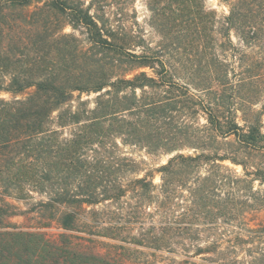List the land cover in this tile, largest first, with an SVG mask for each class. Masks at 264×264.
Returning a JSON list of instances; mask_svg holds the SVG:
<instances>
[{"label":"trees","instance_id":"1","mask_svg":"<svg viewBox=\"0 0 264 264\" xmlns=\"http://www.w3.org/2000/svg\"><path fill=\"white\" fill-rule=\"evenodd\" d=\"M32 1L0 3V74L12 76L0 85V92L35 88L25 99L0 98V186L8 196L24 200L27 187L45 193L49 198L42 207L53 211L66 232L79 231L81 225L92 224L82 214L86 209L127 196L123 179L135 171L136 163L120 155L121 143L154 155L176 154L159 170L158 195L148 179L133 181L140 200L134 208L155 202L163 218L160 228L168 234L189 235L203 218L235 221L256 209L248 200L255 199L240 192L246 187L253 191L252 176L264 183V168L251 173V162L240 159V153L264 157V105L256 109L264 96V0L231 1L223 21L229 43L230 32H235L246 47L260 50L252 72L241 80L233 78L231 65L217 54L216 16L203 0H148L167 39L155 49L121 40L108 21L93 16L77 0H53L51 6L58 14L71 16L68 23L74 30H86L88 48L74 35L50 33L47 24L40 23L41 12L32 16L34 29L24 38L13 33L7 12ZM54 44L58 50L53 55ZM30 47L35 50L32 58L26 52ZM182 47L188 54L185 62L179 53ZM77 92L98 94L94 108L82 103L75 111L64 110ZM203 116L206 125L195 122ZM56 123L77 128L71 138L63 139L53 128ZM228 147L230 151L225 150ZM184 150L196 154L181 153ZM226 161L242 166L245 178L226 176ZM227 185H238L239 195L221 198ZM184 193L189 194L190 206L182 207L180 214L178 201ZM139 212L136 219H141ZM67 244L63 248L43 234L14 228L0 233V264H57L63 255L72 262L83 257ZM93 260L108 264L102 257Z\"/></svg>","mask_w":264,"mask_h":264},{"label":"rangeland","instance_id":"2","mask_svg":"<svg viewBox=\"0 0 264 264\" xmlns=\"http://www.w3.org/2000/svg\"><path fill=\"white\" fill-rule=\"evenodd\" d=\"M77 1L84 4V8L89 7L91 14L96 18L108 21V28L115 31L121 40L150 46L154 49L160 48L167 40L160 33V21L151 12L148 0ZM231 1L233 0H203L206 9L216 16L217 54L231 65V71L235 72L233 78L241 80L252 72V61L260 56V50L246 47L235 32H230L231 43L228 42L223 21L229 15ZM1 2L2 0H0ZM52 2L53 0H33L28 7L15 8L7 12V17L13 26V33L27 38L30 34L29 31L34 29V23L32 24V21H35L34 13L41 12L40 23H46L50 28V33L54 32L56 36L60 34L74 35L81 40L84 48H88L90 43L86 30L80 27L74 30L68 23L71 21V16L58 14L52 9ZM173 34L176 33L173 32ZM59 41L58 44L64 43L63 40ZM31 47L26 51L30 58L34 57L33 52L35 51ZM130 48L139 51L136 47ZM51 50L53 55L56 54L58 45H52ZM186 51L185 47L179 51L183 61L188 55ZM14 53L20 56L18 47H14ZM20 58L21 60L26 59L24 56ZM143 71L152 73L148 69ZM11 78V75L0 74V85L9 83ZM261 87L264 89V80ZM34 90L35 88H30L15 94L2 91L0 98L7 101L25 99ZM195 93L202 96L200 93ZM97 96L98 94L77 92L74 94L73 100L63 109L75 111L82 108V103L87 108L93 109ZM263 105L264 96L256 109L260 110ZM57 116L58 112L54 114V118ZM195 122L201 125L207 123L205 116L197 118ZM53 128L59 129L62 138L67 139L71 138L72 132L76 130L77 126L68 125L61 128L56 123ZM119 145L120 155L126 156L136 163L135 171L127 173L123 179V184L128 191L127 196L118 202H103L82 212L84 217H89L92 220V224L85 227L81 225L78 227L79 231L66 232L53 217V211L42 207V203L48 201L47 194L33 191V188L27 187L28 197L18 200L8 196L0 186V233L13 231L16 228L24 232L43 234L47 240L60 247L64 248L69 243L79 255L83 256L72 262L66 258V255H63L57 259V264H95L94 257L105 258L108 264H264V206L257 205L264 204V183L259 180L260 177L259 179L251 177L252 180H255L252 184L253 191L250 187H246L241 191L242 193L240 192V196L251 195V198L255 199V201L248 200L256 204V209L247 211L235 221L215 218V216L214 218L211 216L203 218L193 226L189 235H181L178 231L168 234L167 231L160 228L163 218L159 213L157 214L155 202L146 201L143 203L144 208L142 206V209H135L140 200L133 181L141 178L148 179L155 185L156 189L153 194L158 195V189L162 185L159 170L176 154L154 155L140 146L122 145L121 143ZM226 149L230 151L229 147ZM181 153L196 154L194 150H184ZM246 153L241 152L240 159L251 162L248 166L251 173L256 172L257 168H264L263 155ZM223 165L226 167L224 170L226 176L245 178L242 166L235 165L230 161L224 162ZM207 170L208 167L203 170V174H207ZM241 186L245 187V184ZM238 192V185L231 187L227 185L223 188L221 198L228 199L231 194L238 196ZM184 194L185 198L181 197L178 201L181 206L178 210L180 214L183 213L182 207L188 209L187 206H190L189 194ZM93 211L99 215L96 217L93 215ZM135 212L140 213L138 217L141 219H136ZM191 214L193 213L191 212ZM94 218H97L98 222H95ZM164 237L166 239H160ZM160 240L161 244L158 243Z\"/></svg>","mask_w":264,"mask_h":264}]
</instances>
